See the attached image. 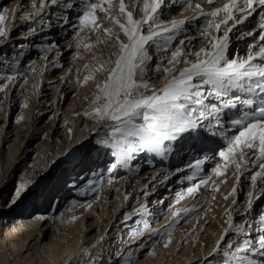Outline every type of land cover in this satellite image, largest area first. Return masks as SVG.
Returning a JSON list of instances; mask_svg holds the SVG:
<instances>
[{
  "label": "bare ground",
  "instance_id": "6f19581e",
  "mask_svg": "<svg viewBox=\"0 0 264 264\" xmlns=\"http://www.w3.org/2000/svg\"><path fill=\"white\" fill-rule=\"evenodd\" d=\"M186 1L192 7L181 10L186 4H182L180 0L179 5H176L179 8L170 9L169 6L162 11V20L170 23L173 19L191 18L197 14V3L205 11H212L215 6L228 2L221 0V5H209L207 0ZM40 2L41 0H35L37 6ZM66 2L78 5L79 0ZM114 4L118 5V0H114ZM126 5L127 10L135 13L134 18L143 16L141 5L135 4L134 0H126ZM78 10L49 5L41 16L25 20L23 16L36 11L31 6V0H0V12L8 17L4 25L8 37L0 38V74H12V65L22 61L17 71V87L13 89L14 83L9 85L6 90L7 98H4L5 93H0V118L3 123L0 126V146L1 143H11L6 150L0 147V163L6 156V151L9 153L5 177L0 178V264H125L126 259L129 264H222V257H213L212 252L227 227V212L234 208L233 197L224 199L236 184L234 167H229L225 176L216 177L210 171L211 164L206 165L200 175L211 177L207 187H202L194 196L186 195L179 204L176 203L178 194L198 182L199 178L191 182L186 180L188 172L179 171L186 161L175 154L164 161L152 154L138 155L131 162L134 167L132 170L120 168L113 176L114 182L111 185L107 183L108 167L115 162V158L110 155L111 150L98 145L97 140L108 136L107 130L111 123L98 122L84 113L90 107L88 101L97 92V84L107 78L108 70L113 66L107 62L116 59L114 54L118 52V44L114 39L107 40L102 31L100 39L106 40L105 43H98L97 35L90 34L87 30L78 33L73 30L67 33L61 31V22L57 19L61 13L70 16L75 23L74 17ZM41 18L53 22L52 26H42ZM121 19L123 22L125 18ZM259 19L260 16L252 18L244 26H238L234 30L231 34L230 51L234 49L241 55L245 53L247 44L255 37L237 39L236 33L255 30ZM98 23H102L103 28H113L119 32L118 26L111 20L105 19ZM202 23L199 20L189 26L187 36L193 39L191 44L185 40V51H198L208 46L207 40L198 31ZM31 28L37 29L35 35H28ZM120 36L126 42L122 32ZM184 38L182 34L178 39ZM79 41L93 47L86 50L81 46L77 49L75 45ZM46 43H56L61 55L57 56L50 51L46 53L48 61H45V53L40 52L39 48ZM20 45L25 47H19ZM149 52L153 60L144 79L156 89L163 88L171 76L165 79V73L155 71L153 66L166 54L157 52L153 47L149 48ZM21 53L25 56L24 60H21ZM55 60H59V66L50 63ZM33 62L34 71L28 69V65ZM98 63H104L107 70L96 72L95 79L86 85L76 83L77 74L81 81L88 74L85 65L94 68ZM183 66L182 63L177 65L176 71L171 75L178 74ZM56 71L59 72L51 74ZM25 78L27 84L23 83ZM52 80L55 85L49 90ZM25 102L28 104L27 108L24 107ZM9 105H14L16 112L18 111L16 119L21 121L19 125L26 126L24 131L26 129L27 134L24 139H20L22 137L17 132L21 131L18 130L19 126L13 128L10 124L9 130L5 132ZM49 108L53 116L43 120ZM21 117L24 119H20ZM30 139L38 142L32 149L26 147L22 151ZM77 155H80L81 160L78 165L77 162H71L72 156ZM58 158L59 162L63 160V166L46 185L43 195L36 199L35 204H28L30 196L16 204H9L13 190L19 183H29L35 173L34 177L42 172L49 175ZM140 160L143 162H139ZM46 162L48 167L43 171ZM165 175L168 179L160 183ZM153 177L157 179L153 180ZM224 180L226 183H221ZM213 182L219 185L218 192L213 191ZM240 184L243 190H238V196L243 201L249 181L242 177ZM145 185L147 193L141 191ZM81 192L85 194L82 195ZM125 194L129 195L128 200H124ZM263 200L264 196L256 202L253 218H257L258 212L264 209ZM19 203H22L21 208ZM88 203L92 204L91 209L79 206ZM141 204L147 206L149 215L136 211ZM192 207L199 209V216L190 222L181 219L168 247H164L160 237L142 230L143 220H147L152 228L162 230L172 221L175 210ZM205 209L208 211L205 212ZM129 213L132 214L131 219L127 218ZM73 216L78 219L70 222ZM234 216L236 221L242 219L235 213ZM136 230L143 231V234L134 236ZM239 237L234 242L235 237L229 234L226 242L241 243L244 237ZM153 249L155 254L149 255Z\"/></svg>",
  "mask_w": 264,
  "mask_h": 264
},
{
  "label": "snow or ice",
  "instance_id": "6c2138e0",
  "mask_svg": "<svg viewBox=\"0 0 264 264\" xmlns=\"http://www.w3.org/2000/svg\"><path fill=\"white\" fill-rule=\"evenodd\" d=\"M134 3L141 5L143 16L139 19L127 10L126 0H118V5L114 4V0H79L78 5L66 0H41L39 6L31 0V6L36 11L23 16V19L41 16L49 5L67 10L78 8L75 23L70 16L61 13L57 18L61 27H71L75 33L87 30L97 35L98 43H105L106 40L100 39L102 31L107 40L114 39L118 44V52L114 54L116 59L107 62L113 66L108 70L107 78L97 84V93L84 113L98 122L111 123L108 136L97 140V144L110 149V155L115 158V162L108 167L107 183L111 185L114 182L113 176L120 168L132 170L131 162L138 155L152 154L164 161L175 154L186 161L179 169L188 172L185 179L191 182L199 178L198 182L178 194L176 203L179 204L186 195L194 196L202 187H207L211 177L200 175L206 165L211 164L210 171L216 177L225 176L229 167H234L236 184L224 196L225 200L233 197L234 208L227 212V227L216 242L212 256L222 257V264H264V209L258 212L257 218L252 216L256 202L264 196V43H260L264 42V0H228L212 11H205L197 3L196 15L173 19L170 23L162 20L161 9L175 7L180 0H134ZM207 3L221 5V0H207ZM190 7L192 5L188 3L181 10ZM4 12H0V38L8 37L4 26L8 17ZM254 14L260 16L256 29L237 31L236 38L255 39L247 44L243 55L234 49L230 55L231 34ZM122 17L125 18L123 22ZM105 19L117 25L119 32L103 28L102 23H98ZM199 20L203 23L198 31L207 40L208 46L198 51H185V40L191 44L193 39L187 36L189 26ZM40 23L44 27L53 24L43 18ZM121 32L126 42L121 39ZM36 33L37 29L31 28L28 35ZM182 34L185 38L178 39ZM81 46L86 50L93 47L82 41L75 45L77 49ZM150 47L166 54L153 66L155 71L165 73V79L171 76L160 89L144 79L153 60ZM39 51L45 53V61H48L46 53L50 51L61 55L56 43H46ZM189 57L195 59L190 60ZM50 63L59 66V60ZM181 63L184 66L178 74L171 75ZM34 64L30 63L28 69L34 71ZM17 68L18 64H14L12 74H0V93H5L4 98H7L9 85L17 80ZM85 68L88 74L83 81L77 74L76 83L86 85L95 79L96 72L107 70L104 63H98L94 68L85 65ZM27 82L25 78L23 83ZM24 107H28L26 102ZM249 172L250 175H245ZM242 177L249 184L244 200L240 201L238 190H243L240 184ZM156 179L153 177V180ZM167 179L165 175L159 182L164 183ZM221 183H226V180ZM141 191L147 193V185ZM213 191H219V185L214 182ZM42 195L38 185L19 183L9 204H16L29 196L39 199ZM129 198L125 194L124 200ZM79 206L91 209L92 204ZM136 211L142 215L150 214L147 206L142 204ZM234 213L242 219L236 221ZM131 215L129 213L127 218L131 219ZM198 216L199 209L196 207L177 209L164 229H154L147 220H143L142 230L160 237L164 247H168L180 220L190 222ZM77 219L73 216L70 222ZM143 231L136 230L133 235H142ZM229 234L244 238L241 243L226 242ZM154 254L155 249L149 253ZM125 264H129L128 259Z\"/></svg>",
  "mask_w": 264,
  "mask_h": 264
},
{
  "label": "rangeland",
  "instance_id": "374dc122",
  "mask_svg": "<svg viewBox=\"0 0 264 264\" xmlns=\"http://www.w3.org/2000/svg\"><path fill=\"white\" fill-rule=\"evenodd\" d=\"M58 21V20H57ZM56 21V22H57ZM62 28H64V27H62ZM61 28V31L63 30L64 32H68V31H70V30H72V28L71 27H68L67 26V28L65 27V29H62ZM67 29V30H66ZM50 54H52V53H50ZM22 56V59L21 60H24V55L22 54L21 55ZM50 56V55H49ZM13 60V59H12ZM22 63V61H20L19 63H18V68H17V71H19V67H21V64ZM57 72H59V71H56V72H52L51 74H53V75H55ZM18 76V75H17ZM17 80L14 82V84H13V89L14 88H16L17 86ZM55 85V83H54V80H52V82L50 83V85L48 86L49 87V90H51L52 89V87ZM43 87V86H42ZM51 87V88H50ZM97 88V87H96ZM42 90V88L39 90V91H41ZM97 91V90H96ZM97 92H95V94H96ZM94 94V95H95ZM94 95H93V97L91 98V100L94 98ZM91 100H89L88 101V103H91L90 101ZM2 104V103H1ZM11 105H12V103H11ZM11 105H9V113H8V115H7V117H6V119H5V121H6V128H5V132H7L8 130H9V127H10V124L11 125H13V128H15L14 126H19V128H18V130H21V131H17L19 134H20V137H22V138H20V139H24L25 137H26V134H27V130L25 129V131H24V128L26 127V126H24V125H19L20 123L19 122H21L20 120H18V119H16V114H17V112H16V110H15V108H14V105L13 106H11ZM51 109L49 108L48 109V112H47V115H46V117L43 119V120H45L46 118H49V119H51V117L53 116V112L52 111H50ZM16 112V113H15ZM80 112V111H79ZM15 113V114H14ZM18 121V122H17ZM13 123V124H12ZM3 123H2V119L0 118V126L2 125ZM18 124V125H17ZM42 124V123H41ZM21 127V128H20ZM23 127V128H22ZM23 129V130H22ZM5 134V133H4ZM24 134H25V136H24ZM5 137H6V135H4ZM38 142V140H36V141H34V140H28V142L26 143V145L23 147V149H22V151L26 148V147H28L29 149H32L34 146H35V143H37ZM9 144H11V143H9ZM4 145V143H1V148H5V150L10 146V145ZM1 150V149H0ZM21 151V152H22ZM108 152V151H107ZM50 153H51V151L50 152H48V157L50 156ZM32 154H34V153H32ZM31 154V155H32ZM0 155H2V153H1V151H0ZM6 156L5 157H3V161H2V163H0V178L2 179V178H4L5 177V172H6V168H7V161L6 160H8V155H9V153H8V151H6V154H5ZM57 155H55V157H56ZM59 160H60V158H58V162H57V164H54V166H53V168H51V170H50V174L49 175H46L44 172H42V173H40L39 174V176H37V177H34V176H36V173L34 174V176L32 177V179L30 180V182L28 183L29 184V186H32V185H38V190L42 193L43 191H44V189L46 188V185H48V183L50 182V180L52 181L54 178H55V176L59 173V171H60V169H61V167L63 166L61 163H62V161L61 162H59ZM134 162V161H133ZM139 162H143V160H140ZM48 162H46V166L44 167V169H43V171L44 170H46L47 169V167H48V164H47ZM140 163V164H141ZM29 164V166L31 165V163H27V165ZM61 164V165H60ZM133 167V166H132ZM134 168V167H133ZM39 170V169H38ZM101 184V183H100ZM99 184V185H100ZM91 185H93V184H91ZM31 198V202H30V199H29V197H27L28 199H29V202H28V204H35L36 203V197H33V196H30ZM264 201V200H263ZM20 205H19V208H21V205H22V203H19ZM240 239V237L238 236V238L237 237H235V239H234V242H236V240H239Z\"/></svg>",
  "mask_w": 264,
  "mask_h": 264
}]
</instances>
